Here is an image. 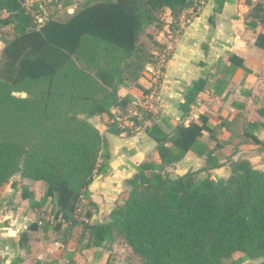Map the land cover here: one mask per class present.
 Here are the masks:
<instances>
[{
  "label": "trees",
  "instance_id": "obj_1",
  "mask_svg": "<svg viewBox=\"0 0 264 264\" xmlns=\"http://www.w3.org/2000/svg\"><path fill=\"white\" fill-rule=\"evenodd\" d=\"M59 1L0 0V26L13 30L0 52V188L16 173L43 181L45 192L39 200L22 190L32 207L44 208L45 217L52 216L54 222L63 219L81 226L86 247L121 239L141 264H224L227 259L225 264H241L251 258H261L256 264H264V172L242 158L228 163L227 178H199L192 171L172 177L167 168L189 150L205 156L203 170L219 164L215 147L200 139L207 131L217 140L207 118L201 115L199 124L173 126L160 113L117 95L128 71L140 75L145 68L133 61L145 29L161 28L158 15L168 9V27L177 34L181 13L195 1L85 0L64 19L43 15L39 4L51 11ZM217 2L214 13L221 11L224 0ZM261 19L264 22V16ZM153 44L165 49L155 38ZM158 49L149 54L147 64H155ZM232 59L236 66L243 63L229 56ZM207 79L205 74L190 82L179 104L183 114ZM112 105L134 108L127 117L131 125L112 115ZM64 107L74 111L73 116L59 119ZM102 113L110 119L105 131L89 121ZM154 114L160 121L146 124L144 131L156 142L161 163L135 165L125 180L128 189L118 194L107 223L77 219L81 200L91 204L89 183L108 168L106 133L131 135ZM238 252L242 256L232 259Z\"/></svg>",
  "mask_w": 264,
  "mask_h": 264
},
{
  "label": "crops",
  "instance_id": "obj_2",
  "mask_svg": "<svg viewBox=\"0 0 264 264\" xmlns=\"http://www.w3.org/2000/svg\"><path fill=\"white\" fill-rule=\"evenodd\" d=\"M194 1L195 6L181 13L180 29L175 36L168 35L170 39H167L164 35L170 32L168 24L155 36L169 53L157 81H153L155 75L149 64L140 75H134L136 80L124 78L118 84V98L151 106L150 110L167 117L173 126L199 124L201 115L207 118L217 140L211 139L207 131L200 139L211 149L215 147L213 154L219 164L203 170L205 156L189 150L182 160L167 168L172 177L192 171L197 172L199 178L206 175L227 178L228 163L242 158L264 172V145L256 142L264 143V22L261 19L264 0H224L221 11L216 13L217 0ZM84 2L60 0L51 11H47L43 3L39 7L44 16L53 14L64 19ZM165 11L169 16V10ZM6 15L1 13V17ZM210 16H213L212 21ZM169 20L171 22L170 17ZM12 35L10 25L0 26V52L4 39ZM229 56L241 58L242 65L236 66L234 59L229 61ZM205 74H208L205 89L196 96L190 111L183 114L179 104L184 100L188 85ZM153 87L155 99L151 98L153 93L144 94L141 90ZM133 110L131 106L110 107L112 115L128 125L132 122L125 117ZM93 118L110 120L106 113L89 119ZM159 121L160 116L154 114L141 126H136L131 135L108 133V168L89 183L91 204L87 199L81 200L75 215L77 219L89 224L107 223L118 194L128 189L125 180L135 171V165L142 161L161 163L156 142L144 131L146 124ZM23 189L39 200L44 195L45 183L13 176L1 187L0 264H126L114 241L86 247V238L80 236L81 226H71L63 219L54 222L52 216L46 218L44 208L32 207L22 196ZM58 221L60 225H56ZM123 244L131 252V248Z\"/></svg>",
  "mask_w": 264,
  "mask_h": 264
},
{
  "label": "rangeland",
  "instance_id": "obj_3",
  "mask_svg": "<svg viewBox=\"0 0 264 264\" xmlns=\"http://www.w3.org/2000/svg\"><path fill=\"white\" fill-rule=\"evenodd\" d=\"M63 1H67V0H63ZM158 16L161 19L162 27L161 28H156L153 25L150 26V27H148L146 29V31H144L141 34V36L139 38V41L137 43V53H136L137 54V58H135L133 61H134V65L137 68H139V69H141L144 66L147 67L149 65V64H147L145 62L147 59H149V54L152 53V51H154L155 49H158L159 48L157 45L153 44V38H155V36H159V32H161L163 30V26H165V25H167V24L170 23L169 16H168V14H167V12L165 10L164 11L162 10L159 13ZM164 35L166 36L167 39H170V37L168 35L175 36L176 35V30L175 29H171L170 32H165ZM161 39L163 40V37ZM157 52H158V54L157 53L154 54L157 57V58H155L154 68L150 65V67L152 68V71H153V73L155 75V80H153L154 82L157 81V79L159 78V74L161 73V69L164 66V59H165V57H166V55L168 53V49L167 48H165V49L162 48L161 50L158 49ZM142 71L143 70H141V72ZM145 72H147V71L145 70ZM128 75H129V79L136 80V78L134 77V75H131V71H128ZM145 76H147L146 73H145ZM155 91H156V89H154V87H153L150 90V93H154ZM17 93H18L19 96H22V97L26 96V93L25 92H17ZM134 104H135V102H133V105ZM139 105L141 107H143V108L146 107V104H145V106L142 103L139 104ZM73 113H74V111H70L66 107H64L58 118L59 119H66L68 117H72L73 116ZM76 117L77 118H82L84 116L82 114H77ZM140 117H142V115ZM125 119H127V116L125 117ZM106 120L105 119H102V118H100V119L99 118L89 119V121L94 126L98 127L102 131H105L106 128H107V125H106L107 121ZM104 127H105V129H104ZM107 135H108V133H106V137H107ZM108 145H109V143H108ZM14 176H20V173H16ZM7 183H5L3 185V188H4V186H6ZM114 242L119 245L121 256L124 257V260H125V263L126 264H141L140 259L134 253L129 252L126 249V247L123 244V242H121V239H117ZM239 256L241 257L242 256V253H240V252L235 253L232 256V259H236ZM260 260H261V258H251V259H247L244 262V264H256ZM228 261H229V259L225 260L224 261V264L227 263Z\"/></svg>",
  "mask_w": 264,
  "mask_h": 264
},
{
  "label": "built area",
  "instance_id": "obj_4",
  "mask_svg": "<svg viewBox=\"0 0 264 264\" xmlns=\"http://www.w3.org/2000/svg\"><path fill=\"white\" fill-rule=\"evenodd\" d=\"M155 97H156V94L155 93H153L152 95H151V98L152 99H155ZM136 105V104H135ZM151 107V106H150ZM149 106L148 107H146V108H148V109H151ZM2 207H0V215L2 214Z\"/></svg>",
  "mask_w": 264,
  "mask_h": 264
},
{
  "label": "water",
  "instance_id": "obj_5",
  "mask_svg": "<svg viewBox=\"0 0 264 264\" xmlns=\"http://www.w3.org/2000/svg\"><path fill=\"white\" fill-rule=\"evenodd\" d=\"M12 94H13V95H18V93H17V92H13Z\"/></svg>",
  "mask_w": 264,
  "mask_h": 264
}]
</instances>
